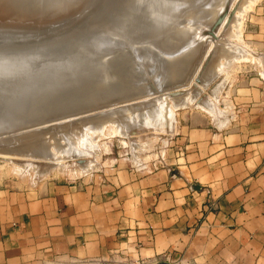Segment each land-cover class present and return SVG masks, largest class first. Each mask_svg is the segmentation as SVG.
Returning a JSON list of instances; mask_svg holds the SVG:
<instances>
[{
    "label": "crops",
    "instance_id": "0c3cea01",
    "mask_svg": "<svg viewBox=\"0 0 264 264\" xmlns=\"http://www.w3.org/2000/svg\"><path fill=\"white\" fill-rule=\"evenodd\" d=\"M255 21L250 41L264 53V0ZM228 95L222 126L199 109L178 119L164 163L0 183V264H264V75Z\"/></svg>",
    "mask_w": 264,
    "mask_h": 264
},
{
    "label": "rangeland",
    "instance_id": "374dc122",
    "mask_svg": "<svg viewBox=\"0 0 264 264\" xmlns=\"http://www.w3.org/2000/svg\"><path fill=\"white\" fill-rule=\"evenodd\" d=\"M182 1L183 2H181V0H0V68L10 66L13 62L15 63L13 66L14 68L20 65V69H16L17 74L21 72V75H23V73L24 75L26 73L28 75L31 74L30 77H32V79L36 78L41 72H45L44 74L55 72L57 75L62 74V76L65 73L64 71L78 72L74 78L75 80H73L74 82L69 85L72 86L70 87L71 89L67 88V90L66 87L64 88L63 86L66 83H63L62 85L47 91V95L45 93V96H49L50 94L53 95V93H60L56 100L57 106H65L68 104V106L65 107L66 110H64L70 112V116H67L66 114L65 118L61 116L58 117V113L55 115L51 114L52 112L48 116L49 112L48 114L47 112H44V114L41 115H44V118L42 117V119L37 122L40 124H34L37 126H33L34 129H31L32 127H26L24 129L17 128L22 126L20 122L12 123V127L9 128L11 129V132H17V130L19 132L16 133L17 135L7 134L6 137H2V135L5 136L6 133L0 135V139L2 138L0 145H8L11 143L22 144L29 141L32 137L38 138V136H45L46 138L48 137L47 141L50 142L52 150L55 151L56 148L52 145L55 140L53 135L57 134L58 125L67 121L69 123L64 127V131H77L81 127L80 121L83 120L84 115L91 116L95 115L97 112H104L103 114H105L102 116L104 119L101 117L102 122L100 123V128L96 132L93 131L94 134L93 132H90L91 137L89 138V141L83 140L81 135H77L78 132L71 136L70 142L72 144H77L76 149L78 150L77 152L80 153L67 159L66 154L63 153L62 149L56 150L51 162L52 166L43 171L42 175H39L34 167L28 165L31 164L29 162H32V160L34 163L36 162L35 164H37L39 160L41 163L44 162L41 158L30 159L25 157V160H23V158L18 157V160V158L15 159V157H13L15 160L12 159L10 161L9 159L4 160L0 158V183L8 182L34 185L49 178L72 179L83 174H89L93 170L98 169L102 164L110 162L126 163L134 165L137 168H145L147 165H152L153 163H164V161L169 158V139L177 129L178 119L181 118L186 111L191 109L203 110L211 117L212 121L217 126L224 125L225 123L218 125L216 116L209 112L206 107L194 104L193 102L190 104L178 102L179 104L177 103V105H175V101L173 102L172 98L178 96L177 99H179L188 95H193L198 89L196 100L203 102L204 98L207 100L211 98V102H213L217 108L216 110L222 111L226 116V121L228 120L229 116L227 115V112L229 115L233 114L232 102L228 95L230 85L245 76H251L257 73L264 75V53L256 48L255 42H253L255 38L250 37V33L255 34L257 29V22L255 21L256 6L263 0ZM183 5L185 6L183 7ZM133 19L140 20L136 21L139 22V26L138 24H134L135 21ZM151 19L158 23L153 22ZM140 22L143 24H140ZM128 24H132L133 26H129ZM134 25L139 28L135 29ZM123 26L125 27V30H128L123 31ZM127 26L130 29L133 27V30H130ZM137 29H139V31ZM135 32L138 34V37ZM158 34L161 35L158 36ZM143 35H145V37ZM139 37L140 39H138ZM144 39H147L146 42ZM154 39H156L157 42L161 40V46H159V42L157 43ZM167 40L170 41L168 42ZM140 46L143 50H141ZM146 46L150 49L152 48L151 46H153L152 49H155L152 51ZM167 47H170L171 50L167 51ZM136 50L141 52L138 51L139 53H137ZM143 51L148 52L146 54ZM233 52H237V54L234 55ZM77 53L82 54L77 58ZM127 53L128 57H130L131 54L130 60L132 63L124 66L120 61L127 56ZM184 53L186 54L184 55ZM230 54L233 57H231ZM183 55L185 56V59L181 61V59L184 58ZM141 56H145L146 58ZM153 57L155 60L152 59ZM67 58L70 59V62L73 64L75 62L72 60L77 59V65H75L73 69L71 63L67 62ZM108 58H112L110 59L111 61H109ZM96 59L98 61V66H101L97 67L98 69L95 68V73L97 72L96 74L98 76L96 74L95 76L89 75V80H86L88 78L83 76V74L85 75L88 70L94 69L92 65ZM151 59L154 61L152 62ZM25 60L26 62L23 63ZM106 60L109 62L106 63ZM156 60L158 61L157 63ZM174 60H176V62L178 61L177 64ZM9 63L10 65H8ZM154 63L155 65H153ZM222 63L223 65H221ZM102 64L107 65V69L103 70L102 68H106V66L103 65L102 67ZM1 65L3 66L1 67ZM116 65H119L121 69L117 68V70L116 67L119 66ZM165 65L166 67H163ZM178 65H180V68ZM210 65L215 66L214 70L216 72L214 71L213 78H211L212 76L208 77L204 74L205 69ZM60 66L63 67L59 69ZM82 70L85 72H82ZM101 70L104 72L103 75ZM119 70L121 72H119ZM163 70L167 72L165 73ZM46 71L48 73H46ZM171 71L172 73L170 74ZM137 75H139V79L136 78ZM39 76L38 78H40ZM79 77H82L80 80H83L82 82L87 81V83H95L96 81H99V84L95 83L99 89L93 88L90 90H84V88L82 92L78 91L79 93L77 95V90L73 85L75 86L76 83L78 84ZM115 77L116 79H113ZM205 78L206 80H204ZM208 79L210 80L208 81ZM113 80L116 81L112 82ZM136 80L138 82H136ZM159 80H162L161 84L158 83ZM220 81H222L223 85L219 84L220 91L217 90L218 95L213 94L217 89L216 87H218L216 84L221 83ZM205 82L207 84H205ZM213 87L216 89L214 90ZM40 89L41 91L44 90L43 88ZM59 89L62 91H58ZM212 89L214 91L213 93ZM55 90H57L56 92L58 93L54 92ZM63 90L67 91L64 92ZM126 91H130L124 95H128V100H126L125 97L123 98V96H120ZM38 92L39 89L36 92V95L32 92V95L29 96L31 98L29 101H31L33 97L36 98L39 94L41 95V93L39 92L38 94ZM72 95L75 96V99L72 101L66 100L70 99ZM213 95L218 97H216L215 101V98L212 99V97H214ZM43 96H41V100ZM105 96H107V98H105ZM139 96L141 97L139 98ZM161 96H164L167 99L166 102L168 105L170 104L169 106H171L172 110L168 111L165 117H172V120L176 122L175 129L171 133H164V130L160 128V126L157 127V125L153 128H147L146 125L142 124L143 118H140L139 116L132 117L136 123H133L131 117L126 119L127 122L126 120L124 122L121 121L122 124L127 125L133 123L127 127L123 126V129L128 128L130 131L120 130L116 121L105 120L106 115H111V113H109L111 112V109L113 114H115V112H120L122 115H127L128 112L131 114L136 103H140L143 106L147 100ZM29 97H26V99L24 98L26 100H24L25 103H28L27 99H29ZM143 100H145V102ZM32 101L29 103L34 105V102ZM38 102L39 100L36 102V105H40L41 102ZM29 103L27 105H30ZM86 103L87 106L82 107V105H85ZM124 105L127 107H124V110H122ZM129 105L131 108L128 107ZM0 108V112H3L2 107ZM79 111L81 113H79ZM82 111L86 112L82 113ZM58 115L61 114L59 113ZM138 124H142L143 126H136ZM28 125L30 126L32 124ZM134 126L137 127V130H133L132 127ZM20 130H23L24 132H21ZM13 137H16V139L19 138V140L12 142L15 140ZM5 140L7 141L5 142ZM8 140H10V143ZM94 145L97 148L96 151L93 150ZM81 148H83L82 151ZM20 160H23L24 162L22 161V163ZM84 161L87 163V167L82 169L79 164ZM135 161H139V163L136 164ZM15 163L25 164L24 166L27 164L28 167L26 166L27 168L20 169L19 166H17L18 164L16 165ZM54 264H79V262L73 260H59Z\"/></svg>",
    "mask_w": 264,
    "mask_h": 264
},
{
    "label": "bare ground",
    "instance_id": "6f19581e",
    "mask_svg": "<svg viewBox=\"0 0 264 264\" xmlns=\"http://www.w3.org/2000/svg\"><path fill=\"white\" fill-rule=\"evenodd\" d=\"M55 1V0H54ZM133 1V0H132ZM146 1V0H145ZM161 1V0H160ZM178 1V0H177ZM191 1V0H190ZM196 1V0H195ZM223 1V0H222ZM144 2V1H143ZM151 2V1H150ZM152 2H154V1H152ZM158 2V1H157ZM180 2V1H179ZM181 2H183L182 0H181ZM189 2V1H188ZM135 3V2H134ZM178 3V2H177ZM133 4V3H132ZM149 4V3H148ZM153 4V3H152ZM180 4V3H179ZM193 4V3H192ZM251 4V3H250ZM128 5V4H127ZM150 5V4H149ZM180 5H182V4H180ZM186 5V4H185ZM185 5H183V7L185 6ZM194 5V4H193ZM152 6V5H151ZM249 6V5H248ZM146 7V6H145ZM153 7V6H152ZM151 7V8H152ZM180 7V6H179ZM223 7V6H222ZM126 8V7H125ZM131 8V7H130ZM181 8V7H180ZM188 8V7H187ZM210 8V7H209ZM248 8V7H247ZM149 9V8H148ZM147 9V10H148ZM143 10H144V7H143ZM142 10V11H143ZM146 10V9H145ZM186 10V9H185ZM183 11V10H182ZM131 12V11H130ZM157 12V11H156ZM176 12H178V11H176ZM184 13V12H183ZM132 14V13H131ZM130 14V15H131ZM158 14V13H157ZM177 14V13H176ZM239 14V13H238ZM237 14V15H238ZM133 15V14H132ZM147 15V14H146ZM156 15V14H155ZM192 15V14H191ZM149 16V15H148ZM147 16V17H148ZM176 16V15H175ZM139 17V16H138ZM146 17V18H147ZM152 17V16H151ZM181 17V16H180ZM208 17V16H207ZM212 17V16H211ZM214 17V16H213ZM132 18V17H131ZM157 18H159V17H157ZM130 19V18H129ZM237 19H239V18H237ZM124 20V19H123ZM134 20V19H133ZM152 20V19H151ZM189 20V19H188ZM199 20V19H198ZM135 22H134V24H138V26H139V22H136V21H140L139 19L138 20H134ZM153 22H155L154 20H152ZM206 21V20H205ZM124 22V21H123ZM147 22V21H146ZM160 22V21H159ZM130 23V22H129ZM132 23V22H131ZM155 23H158V22H155ZM133 24V23H132ZM132 24H130L131 26H133ZM140 24H143L142 22H140ZM148 24V23H147ZM151 24V23H150ZM152 24H154V23H152ZM241 24V23H240ZM129 25V24H128ZM129 25V26H130ZM136 25H134L135 26V29L136 28H139V27H137ZM146 26H148V25H146ZM153 26V25H152ZM157 26V25H156ZM155 26V27H156ZM162 26V25H161ZM160 26V27H161ZM168 26H170V25H168ZM172 26V25H171ZM166 27V26H165ZM125 27L123 26V31L125 30L124 29ZM127 28H129L128 26H127ZM163 28V27H162ZM161 28V29H162ZM130 29V28H129ZM144 29V28H143ZM181 29V28H180ZM122 30V29H121ZM128 29H126L125 31H127ZM130 30H133V27H131V29ZM138 31H139V29H137ZM146 30V29H145ZM182 30V29H181ZM135 31V30H134ZM134 31H133V33H134ZM162 31V30H161ZM176 31H177V29H176ZM180 31V30H179ZM131 32V31H130ZM129 32V33H130ZM178 32V31H177ZM126 33V32H125ZM142 33V32H141ZM140 33V34H141ZM148 33V32H147ZM128 34V33H127ZM127 34H125V35H127ZM135 34H136V32H135ZM139 34V35H140ZM116 35V34H115ZM138 34H136V36H137ZM154 35H156V34H154ZM159 35H161V34H158V36ZM112 36V35H111ZM118 36V35H117ZM120 36V35H119ZM130 36V35H129ZM141 36V35H140ZM144 37H145V35H143ZM147 36H149V35H147ZM163 36V35H162ZM168 36V35H167ZM128 37V36H127ZM132 37V36H131ZM130 37V38H131ZM138 37V36H137ZM137 37H136V39H137ZM143 37V38H144ZM161 37V36H160ZM133 38V37H132ZM142 38V37H141ZM157 38V37H156ZM159 38V37H158ZM165 38V37H164ZM115 39H116V37H115ZM120 39V38H119ZM138 39H140V37L138 38ZM147 39H149V38H147ZM147 39H144L145 40V42H146V40ZM152 39V38H151ZM161 39H163V38H161ZM107 40V39H106ZM150 40V39H149ZM153 40V39H152ZM154 40H156V39H154ZM164 40V39H163ZM105 41V40H104ZM143 41V40H142ZM168 41V40H167ZM170 41V40H169ZM168 41V42H169ZM172 41V40H171ZM177 41V40H176ZM156 42H157V40H156ZM159 42V43H158ZM157 43L158 44H160L159 46H161V44H162V42H161V40L160 41H158ZM174 42V41H173ZM165 43V42H164ZM166 44V43H165ZM164 44V45H165ZM229 44V43H228ZM149 45V44H148ZM171 45V44H170ZM169 45V46H170ZM134 46V45H133ZM150 46V45H149ZM135 47V46H134ZM147 47V46H146ZM152 48H153V46H151ZM165 47V46H164ZM237 47V46H236ZM36 48V47H35ZM135 48H137V47H135ZM140 48H141V46H140ZM144 48V47H143ZM148 49H150L149 47H147ZM146 48V49H147ZM150 49V50H154V49ZM162 48H163V46H162ZM168 48V47H167ZM167 48H166V50H167ZM170 48V47H169ZM168 48V50L167 51H170L171 50V48L169 49ZM138 49H139V47H138ZM34 50V49H33ZM127 50V49H126ZM141 50H143L142 48H141ZM144 50H145V48H144ZM137 51V53H139V52H141V51H139V50H136ZM139 51V52H138ZM156 51H157V49H156ZM155 51V52H156ZM164 51V50H163ZM216 51V50H215ZM224 51H225V49H224ZM232 51V50H231ZM231 51H230V53H231ZM29 52V51H28ZM143 52H145L146 54H147V52L146 51H143ZM158 52V51H157ZM136 53V54H137ZM223 53V52H222ZM7 54H9V53H7ZM82 53H77L76 54V57L78 58V56L79 55H81ZM141 54H143V53H141ZM152 54V53H151ZM186 53H184V55H185ZM233 54L235 55V54H237V52L236 53H234L233 52ZM182 55V54H181ZM180 55V56H181ZM183 55V56H184ZM190 55V54H189ZM189 55H188V57H189ZM223 55H224V53H223ZM231 55V54H230ZM1 56H3V55H1ZM5 56H6V54H5ZM4 56V57H5ZM138 56L140 57V55L138 54ZM137 56V57H138ZM156 56V55H155ZM160 56H161V53H160ZM187 56V55H186ZM9 57V56H8ZM12 57V56H11ZM35 57V56H34ZM117 57H118V55H117ZM136 57V58H137ZM141 57H143V56H141ZM145 57V56H144ZM143 57V58H144ZM159 57V56H158ZM192 57H193V55H192ZM225 57H226V55H225ZM231 57H233L232 55H231ZM20 58V57H19ZM71 58V57H70ZM129 58V59H128ZM130 58H131V54H130V57H128V53H127V56L126 57H124V59H122V61H120V63H122L124 66L126 65H128V64H130V63H132L131 62V60H130ZM132 58H133V56H132ZM146 58V57H145ZM157 58V57H156ZM16 59V58H15ZM68 59V58H67ZM72 59V58H71ZM109 59V58H108ZM110 59H112V58H110ZM109 59V61H111ZM152 59H154V57L152 58ZM151 59V60H152ZM178 59H180V58H178ZM185 59V56H184V58H182L181 59V61L182 60H184ZM237 59V58H236ZM3 60H4V58H3ZM77 60V59H76ZM76 60H72V61H74L75 63L73 64L72 62H70L71 60L70 59H68L67 60V62H70L71 63V65H72V69H73V67L75 66V65H77L76 64ZM79 60V59H78ZM116 60V59H115ZM148 60H149V58H148ZM155 60V59H154ZM154 60H152V62L154 61ZM158 60V59H157ZM156 60V63L158 62ZM163 60V59H162ZM107 61V60H106ZM109 61H107L106 63H108ZM133 61V60H132ZM210 61V60H209ZM1 62V61H0ZM5 62V61H4ZM11 62V61H10ZM14 62H15V60H14ZM24 62H26V60L25 61H23V63ZM28 62V61H27ZM47 62V61H46ZM160 62V61H159ZM162 62V61H161ZM174 62L177 64V62H176V60H174ZM186 62H187V59H186ZM13 63V62H12ZM12 63H11V65H10V63L8 64V65H10V66H6V67H2L3 65H1V67L2 68H0V107H2V109H3V112L1 111L0 112V135H2V134H5V136H3L2 135V137H6L7 136V134H16L17 132H19L18 130H17V132H11V129H9V128H11L12 127V123H19L20 122V124L22 125V126H20V127H17V128H22V129H24V128H26V127H32L31 129H34L33 128V126H36V125H34V124H40V123H37V122H39L41 119H42V117L44 116H41L42 114H44V112H47V114H48V112H49V114H48V116L50 115V113L51 114H55L56 115V113H60L61 115H58L57 114V116L58 117H66L65 115L67 114V116H70L69 115V113L70 112H68V111H65L66 109H65V107L66 106H68V104H66L65 106H57V102H56V100H57V98H58V96L60 95V93H58V92H56L57 90H55L54 92H56V93H58V94H55V93H53V95L52 94H50L49 95V93H48V95L49 96H45V93L47 92V91H50V89H52V88H54V87H57V86H60V85H62L63 83H66V84H64V88L66 87V89L67 88H69V89H71L70 87H72V86H69V85H71L70 83H73L74 81L73 80H75L74 78H75V76L78 74V72H74V71H70V72H67V71H64L65 73H64V75L62 76V74L61 75H57V73H55V72H51V73H49V74H44L45 72H41V74H39V75H42V76H39V75H37V77L36 78H34V79H32V77H30L31 76V74H25L24 75V73H23V75H21V73H19V74H17V70L18 69H20L19 68V66H17V67H13L14 66V64L15 63H13V65H12ZM105 63V62H104ZM119 63V64H120ZM220 63V62H219ZM227 63H228V60H227ZM6 64H7V62H6ZM100 64V63H99ZM164 64V63H163ZM179 64V63H178ZM23 65V64H22ZM103 65L104 64H102V67H103ZM110 65V64H109ZM108 65V66H109ZM121 65V64H120ZM136 65V64H135ZM145 65V64H144ZM153 65H155V63L153 64ZM208 65V64H207ZM221 65H223V63L221 64ZM93 68L94 69H91V70H88L87 71V74L85 73V75L83 74V76H85V77H87L88 78V76L89 75H93V76H95V74L97 73H95V71H96V69H98L97 67H101V66H98V61H97V59L95 60V62L93 63ZM104 66H106V68H102L103 70L104 69H107V65H104ZM116 66H119V65H116ZM133 66V65H132ZM176 66V65H175ZM179 66V68H180V65H178ZM188 66V65H187ZM227 66V65H226ZM51 67H53V66H51ZM63 66H60V68L59 69H61ZM115 67V66H114ZM160 67H162V66H160ZM163 67H166V65L165 66H163ZM168 67V66H167ZM182 67V66H181ZM207 67V66H206ZM96 68V69H95ZM109 68V67H108ZM119 69L120 68V66L119 67H116V69ZM122 68H124V67H122ZM127 68V67H126ZM133 68H134V66H133ZM136 68H138V67H136ZM150 68V67H149ZM171 68H173V67H171ZM187 68H189V67H187ZM202 68V67H201ZM214 68H215V66L214 65H210V66H208L206 69H205V71H204V74L205 75H207L208 77H211V78H213V75H214ZM226 68V67H225ZM228 68V67H227ZM17 69V70H16ZM116 69H114V70H116ZM117 69V70H118ZM121 69V68H120ZM160 69H162V68H160ZM159 69V70H160ZM164 69V68H163ZM224 69V68H223ZM16 70V71H15ZM43 70V69H42ZM99 70H100V68H99ZM103 70H101L102 71V75H103ZM109 70V69H108ZM124 70V69H123ZM144 70V69H143ZM166 70V69H165ZM165 70H163V71H165ZM174 70H175V68H174ZM225 70V69H224ZM45 71V70H44ZM84 70H82V72H83ZM98 71V70H97ZM113 71V70H112ZM163 71H161V72H163ZM169 71V70H168ZM176 71H178V70H176ZM223 71V70H222ZM33 72V71H32ZM38 72V71H37ZM81 72V71H80ZM85 72V71H84ZM107 72V71H106ZM115 72V71H114ZM119 72H121L120 70H119ZM136 72V71H135ZM134 72V73H135ZM138 72V71H137ZM167 71H165V73H166ZM216 72V71H215ZM44 75H43V74ZM46 73H48L47 71H46ZM127 73V72H126ZM158 73V72H157ZM156 73V74H157ZM164 73V74H165ZM172 73V71L170 72V74ZM15 74V75H14ZM37 74V73H36ZM117 74V73H116ZM119 74V73H118ZM163 74V75H164ZM203 74V75H204ZM97 75V74H96ZM100 75V74H99ZM105 75V74H104ZM120 75V74H119ZM157 75H159V74H157ZM163 75H161V76H163ZM202 75V76H203ZM216 75V74H215ZM38 76L40 77V78H38ZM98 76V75H97ZM111 76H112V74H111ZM110 76V77H111ZM126 76V75H125ZM124 76V77H125ZM132 76V75H131ZM139 75H137L136 76V78H138L139 79V77H138ZM85 77H83V78H85ZM100 77V76H99ZM110 77H108V78H110ZM113 77H114V74H113ZM129 77H130V75H129ZM155 77V76H154ZM153 77V78H154ZM164 77V76H163ZM103 78H104V76H103ZM112 78V77H111ZM133 78H134V76H133ZM226 78V77H225ZM224 78V79H225ZM72 79V80H71ZM82 79V77L80 78L79 77V82H78V84L76 83H74L75 84V86L73 85V87H75V89L77 90L75 93L78 95V91H83V89L84 90H90V89H93V88H97V89H99V87H97L96 85H95V83H98L99 84V81H96L95 83H87V81H85V82H82V81H80ZM86 79V78H85ZM84 79V80H85ZM113 79H116V77L115 78H113ZM223 79V80H224ZM86 80H89V78L88 79H86ZM97 80V79H96ZM100 80V79H99ZM102 80H104V79H102ZM124 80V79H123ZM131 80V79H130ZM144 80V79H143ZM156 80V79H155ZM204 80H206V78L204 79ZM210 79H208V81H209ZM116 81V80H115ZM114 80L112 81V82H115ZM197 81H198V79H197ZM208 81H206V82H208ZM226 81V80H225ZM131 82V81H130ZM136 82H138L137 80H136ZM145 82V81H144ZM143 82V83H144ZM158 82V81H157ZM205 82V84H207ZM211 82V81H210ZM221 83H218V84H216V86L218 85V87H213V89L215 90V92L213 91V89H212V93L213 94H216V95H218V91H220L219 90V84H221V85H223L222 84V81H220ZM111 83V82H110ZM159 84H161L162 83V80H159V82H158ZM203 83V82H202ZM133 84V83H132ZM140 84V83H139ZM148 84V83H147ZM104 85V84H103ZM102 85V86H103ZM106 85V84H105ZM128 85V84H127ZM145 85H146V83H145ZM196 85V84H195ZM204 85V84H203ZM220 85V86H221ZM41 86H43V87H41ZM110 86V85H109ZM124 86V85H123ZM132 86V85H131ZM139 86V85H138ZM147 86V85H146ZM157 86H158V84H157ZM163 86V85H162ZM170 86V85H169ZM177 86V85H176ZM197 86V85H196ZM160 87V86H159ZM167 87V86H166ZM181 87V86H180ZM40 88H43L42 90L43 91H41V89ZM63 88V89H64ZM127 88V87H126ZM148 88V87H147ZM150 88V87H149ZM161 88V87H160ZM200 88V87H199ZM38 89H39V92L41 93V95L39 94V92H38V96H40V97H38V96H36V98H32V102H34V105H31L30 103H31V101H29L31 98L29 97L30 95H32V92H34L35 94L34 95H36V92L38 91ZM96 89V90H97ZM103 89H104V87H103ZM124 89V88H123ZM123 89H122V91H123ZM131 89H132V87H131ZM167 89V88H166ZM196 89H197V87H196ZM65 90V89H64ZM63 90V91H64ZM68 90V89H67ZM66 90V91H67ZM133 90V89H132ZM137 90V89H136ZM150 90V89H149ZM198 90V89H197ZM195 91L194 92V94L193 95H188V96H185V97H182V98H179V99H177L178 98V96H174L175 98H172V101L174 102V104L175 105H177V103L178 102H183V103H186V104H190V103H194V104H198V105H202V106H204V107H206L207 108V110L209 111V112H211V113H213L215 116L217 115V108L215 107V104L213 103V102H211V98L210 99H205L204 98V100L203 99H201V100H203V102L202 101H197L196 100V97H197V95H198V91ZM201 90V89H200ZM218 90V91H217ZM58 91H62V90H58ZM66 91H64V92H66ZM135 91V90H134ZM121 92V91H120ZM130 92V91H129ZM128 91H126L123 95H120V96H123V98L125 97V99L126 100H128L127 99V97H128V95L127 96H124L126 93H129ZM150 92V91H149ZM154 92V91H153ZM186 92V91H185ZM200 92V91H199ZM52 93V92H51ZM159 93V92H158ZM158 93H157V95H158ZM188 93H189V91H188ZM187 93V94H188ZM45 96H43V95ZM119 94V93H118ZM132 94V93H131ZM138 94V93H137ZM148 94V93H147ZM33 95V96H34ZM46 95H47V93H46ZM74 95V94H73ZM72 95V97L70 98V99H66V100H69V101H72L73 99H75V96H73ZM149 95V94H148ZM173 95V94H172ZM216 95H213L214 97H212V99H214V101L216 100ZM41 96H43L42 97V100H41ZM69 96V95H68ZM132 96V95H131ZM134 96V95H133ZM137 96V95H136ZM135 96V97H136ZM169 96V95H168ZM171 96V95H170ZM210 96V95H209ZM26 97H29V99H27V101H28V103L30 104V105H27L28 103H25L24 102V100L26 99ZM32 97V96H31ZM67 97V96H66ZM66 97H63V98H66ZM141 96H139V98H140ZM163 97V98H162ZM25 98V99H24ZM38 98V99H37ZM40 98V99H39ZM105 98H107V96H105ZM122 98V97H121ZM138 98V97H137ZM170 98V97H169ZM218 98V97H217ZM130 99H131V97H130ZM39 100V102H41L40 103V105L38 104V105H36L37 103V101ZM64 100V99H63ZM108 100V99H107ZM122 100V99H121ZM166 98L164 97V96H161V97H155V98H151V99H149V100H147V102L145 103V105L143 104V106H142V104H140V103H136V105H135V107L132 109V112H131V114H129V112H128V114L126 115V114H124V115H122L120 112H118V113H116L115 112V114H113L112 113V109H111V112H109V113H111V115H109V116H107L106 115V118H105V120H113L114 122L116 121V123H118V128L120 129V130H122V131H130L128 128H124L123 129V126H130V125H132L133 123H136L135 121H134V119L132 118V117H136V116H139L140 118H143V121H142V124H144V125H146L147 126V128H153V127H155L156 125H157V127H159L160 126V128H162L163 130H164V133H171V132H173L174 131V129H175V121H173L172 119V117H169V118H166L165 117V115L167 114V112L168 111H172L171 110V106H169L168 104H167V102H166ZM26 101V100H25ZM125 101V100H124ZM144 102H145V100H143ZM38 102V103H39ZM77 102V101H76ZM142 103V102H141ZM172 103V102H171ZM33 104V103H32ZM61 104V103H60ZM179 104V103H178ZM2 105V106H1ZM99 105V104H98ZM130 105H132V104H130ZM130 105L128 106V107H130ZM38 106V107H37ZM85 106H87V103L85 104V105H82V107H85ZM4 107V108H3ZM81 107V108H82ZM124 107H127V106H123V109H122V107H121V109L122 110H124ZM131 108V107H130ZM137 108H139V109H137ZM203 108V107H202ZM1 109V108H0ZM65 109V110H64ZM114 109V108H113ZM120 109V108H119ZM127 109V108H126ZM54 111V112H53ZM127 111V110H126ZM68 112V113H67ZM86 112V111H85ZM84 111H82V113H85ZM114 112V111H113ZM65 113V114H64ZM79 113H81L80 111H79ZM102 113V112H101ZM100 112H97L95 115H91V116H87V115H84V116H87V117H84L83 116V120H81V118H80V120H78V121H80V125H81V127H80V129L79 130H65L64 131V127L66 126V124H68L69 122H65V123H62V124H60V125H58L57 126V128H58V130H57V134H54L53 135V137L55 138V140H54V142H53V146L56 148V150H61L62 149V151H63V153H65L66 154V158L68 159V158H72V157H74L76 154H78V153H80V152H77L78 150L76 149V147H77V144H72L71 142H70V138H71V136L72 135H75L77 132H78V134L77 135H81V137H82V139L83 140H85V141H89V138L91 137L90 136V132L92 133L93 131L94 132H96L99 128H100V123L102 122L101 121V117L103 116V115H105V114H101ZM108 113V114H109ZM46 114V115H47ZM64 114V115H63ZM63 115V116H62ZM81 115H83V114H81ZM80 115V116H81ZM89 115V114H88ZM171 115V114H170ZM54 116V115H53ZM78 116V115H77ZM129 117H131L132 118V120H133V123L131 124L130 123V125H127V124H122V122L121 121H125L126 119H128ZM44 118V117H43ZM56 118V117H55ZM86 118V119H85ZM103 118V117H102ZM72 119V118H71ZM88 119V120H87ZM104 119V118H103ZM137 119V118H136ZM131 120V119H130ZM106 122V121H105ZM126 122H127V120H126ZM121 123V124H120ZM27 124V125H26ZM28 124H32V125H28ZM142 124H138V125H136V126H138V127H140V125H142ZM136 126H134V127H132L133 128V130L134 129H136L137 130V127ZM143 126V125H142ZM37 127V126H36ZM101 128H102V125H101ZM62 129H63V131H62ZM6 130V131H5ZM13 130V129H12ZM162 130V131H163ZM21 132L23 131V130H20ZM132 131V130H131ZM24 132V131H23ZM94 132H93V134H94ZM133 132V131H132ZM131 132V133H132ZM135 132V131H134ZM129 134V133H128ZM17 135V134H16ZM165 135V134H164ZM130 136V135H129ZM134 136V135H133ZM136 136V135H135ZM166 136V135H165ZM15 138V140L14 141H12V142H16V140H19V138H17L16 139V137H13V139ZM48 138V137H47ZM45 136H38V138L37 137H32L31 139H29V141H27L26 143H22V144H14V143H11V144H8V145H0V158H2V159H9V161L10 160H12V159H14L13 157H15V159L16 158H23V160H25L24 158L26 157H28V158H30V159H43L44 160V162H40V160H39V162H37V164H35L34 163V161L32 160V162H29V163H31V164H28V165H30L31 167H34V169H36V172L37 173H39V175H42V173H43V171H45V170H47V168L48 167H50V166H52V160H53V156H54V154H55V151L54 150H52V148H51V144H50V142H48L47 139ZM8 139H9V137H8ZM135 139V138H134ZM4 140V139H3ZM11 140V139H10ZM10 140H8V142L10 143ZM1 141H2V138L0 139V144H1ZM7 140H5V142H6ZM130 141H132V140H130ZM132 143V142H131ZM6 144V143H5ZM136 144V143H135ZM136 146H137V144H136ZM93 150H95L96 151V146L94 145L93 146ZM83 150V148H81V151ZM133 152V151H132ZM136 152H137V150H136ZM136 155V154H135ZM19 158H18V160H19ZM137 158V157H136ZM14 159V160H15ZM22 160V161H23ZM21 161V160H20ZM21 161V162H22ZM16 162V161H15ZM18 162V161H17ZM24 162V161H23ZM22 162V163H23ZM135 162H137V161H135ZM25 163H28V162H25ZM16 164V163H15ZM18 164V165H17ZM16 165L17 166H19V168L20 169H24L26 166H27V164H26V166H24L25 164H21V163H17ZM81 164V165H80ZM80 164H79V166L82 168V169H85L86 167H87V163L84 161V162H80ZM28 167V166H27ZM26 167V168H27ZM16 168H18V167H16ZM32 169V168H31ZM24 171V170H23Z\"/></svg>",
    "mask_w": 264,
    "mask_h": 264
},
{
    "label": "built area",
    "instance_id": "2783aa9c",
    "mask_svg": "<svg viewBox=\"0 0 264 264\" xmlns=\"http://www.w3.org/2000/svg\"><path fill=\"white\" fill-rule=\"evenodd\" d=\"M111 264H154L152 261L137 257H121L110 259Z\"/></svg>",
    "mask_w": 264,
    "mask_h": 264
},
{
    "label": "water",
    "instance_id": "95a60500",
    "mask_svg": "<svg viewBox=\"0 0 264 264\" xmlns=\"http://www.w3.org/2000/svg\"><path fill=\"white\" fill-rule=\"evenodd\" d=\"M160 264H164V263H160Z\"/></svg>",
    "mask_w": 264,
    "mask_h": 264
}]
</instances>
